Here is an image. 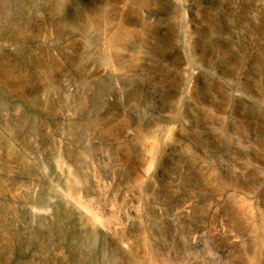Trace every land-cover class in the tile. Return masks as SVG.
Segmentation results:
<instances>
[{
	"label": "rangeland",
	"instance_id": "obj_1",
	"mask_svg": "<svg viewBox=\"0 0 264 264\" xmlns=\"http://www.w3.org/2000/svg\"><path fill=\"white\" fill-rule=\"evenodd\" d=\"M15 1L0 264H264V0Z\"/></svg>",
	"mask_w": 264,
	"mask_h": 264
},
{
	"label": "bare ground",
	"instance_id": "obj_2",
	"mask_svg": "<svg viewBox=\"0 0 264 264\" xmlns=\"http://www.w3.org/2000/svg\"><path fill=\"white\" fill-rule=\"evenodd\" d=\"M17 2L15 0H0V9L3 7H9L11 9H13V7H16ZM9 18V17H8ZM1 26V25H0ZM99 60L102 62H107L109 60V55L105 54V53H101L99 56ZM43 193V192H42ZM42 197H44V195L42 194ZM42 200H44V198H41ZM193 240V239H192ZM188 241V239H187ZM200 241V240H199ZM198 242V241H197ZM203 242V241H202ZM188 243V242H187ZM194 243V242H193ZM200 245V244H199ZM195 246V243H194ZM198 248V247H197ZM95 260V256L91 255L90 257V261L91 263H93Z\"/></svg>",
	"mask_w": 264,
	"mask_h": 264
}]
</instances>
